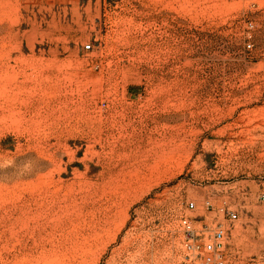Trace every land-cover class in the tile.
<instances>
[{"label": "rangeland", "instance_id": "obj_1", "mask_svg": "<svg viewBox=\"0 0 264 264\" xmlns=\"http://www.w3.org/2000/svg\"><path fill=\"white\" fill-rule=\"evenodd\" d=\"M262 195L264 0H0V264H264Z\"/></svg>", "mask_w": 264, "mask_h": 264}, {"label": "built area", "instance_id": "obj_2", "mask_svg": "<svg viewBox=\"0 0 264 264\" xmlns=\"http://www.w3.org/2000/svg\"><path fill=\"white\" fill-rule=\"evenodd\" d=\"M251 47L250 44L247 45ZM91 49L89 44L84 46V50ZM264 200V195L261 196ZM205 207L213 210L210 202L205 203ZM189 211H195L196 205L190 202L187 205ZM217 222L213 226L206 225L203 236H199L190 225L188 219L183 218L181 223L185 228L186 242L185 248L188 252V264H228L226 261V240L229 227L238 220V213L230 208L221 207L218 211ZM227 221V223L225 222Z\"/></svg>", "mask_w": 264, "mask_h": 264}]
</instances>
